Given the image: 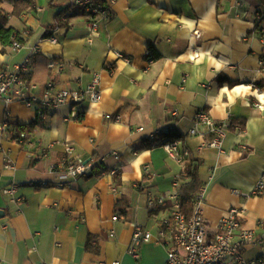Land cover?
Instances as JSON below:
<instances>
[{
	"label": "crops",
	"instance_id": "crops-1",
	"mask_svg": "<svg viewBox=\"0 0 264 264\" xmlns=\"http://www.w3.org/2000/svg\"><path fill=\"white\" fill-rule=\"evenodd\" d=\"M19 1L0 0V29L13 30L23 46L2 52L0 44V68L38 47L25 74L35 93L49 82L80 91L96 74L100 97L79 106L73 119L67 107L40 119L19 103H0V122L10 115L8 130L0 131V264H164L161 245L144 244L137 259L128 246L132 225L156 235L166 214L147 199L166 196L184 170L162 148L168 140L148 147L168 125L174 132L165 134L182 140L190 158L201 161L207 232L216 233L236 209L242 225L264 237V225L257 226L264 220V194L252 195L264 177V46L256 20L264 0H114L92 42L81 8L56 24L72 0H30L21 13ZM51 36L57 44L48 41ZM198 111L216 123L243 121L244 132L229 131L220 151L200 150L209 138L203 129L187 135ZM20 132L28 144L15 142ZM76 159L89 165L87 176L62 180L52 172ZM7 163L14 169H5ZM113 168L116 176L98 178ZM12 183L18 191L10 200L2 188ZM89 235L96 253L85 249ZM243 255L264 261V245Z\"/></svg>",
	"mask_w": 264,
	"mask_h": 264
},
{
	"label": "built area",
	"instance_id": "built-area-1",
	"mask_svg": "<svg viewBox=\"0 0 264 264\" xmlns=\"http://www.w3.org/2000/svg\"><path fill=\"white\" fill-rule=\"evenodd\" d=\"M114 0L103 2L101 0H72L71 7L65 11L56 22L66 23L67 15L72 8H81L84 10L89 29V42L97 38L98 26L102 21L110 19V7ZM257 29L260 34V42L264 46V12L256 16ZM194 36L199 37L195 32ZM13 41L11 50L20 51L23 46L18 42L17 37ZM51 44H57L56 37L51 36L48 40ZM39 53L38 47L30 49L26 58L21 62L14 64L12 67L4 66L0 68V103L6 107L16 102L26 108L33 110L37 118L44 119L48 114L62 107L71 110L70 119L76 117L77 108L82 104L96 103L100 97V79L99 75L93 74L91 81L85 89L80 91L58 90L53 82L45 85L41 94L35 93L36 87L27 82L25 74L33 60L34 56ZM148 57V56H147ZM150 58V57H148ZM152 62L151 59L148 60ZM52 67V66H51ZM261 71L264 72V53L260 60ZM257 109H261L259 103L255 104ZM172 117L175 119L178 112H173ZM9 113L2 122H0V131L6 132L9 128ZM107 120L110 116L105 117ZM65 121H69L66 119ZM230 123H216L206 112L198 111L192 122L188 136L195 137L203 129L204 135L211 136L203 142L200 150L214 149L221 150V143L229 132ZM236 133H240L239 127H235ZM174 128L168 125L166 128L157 131V134L173 133ZM243 133V132H242ZM19 145L28 144L29 136L25 132H20L15 139ZM162 148L167 152L169 157L180 164L184 170L177 177L171 186V190L166 196L148 197L147 205L150 208H159L165 213L157 224L156 235L146 231L140 225H132L133 234L128 246V254L137 259L140 248L147 243L154 242L161 245L166 252L164 264H264L261 259L246 260L244 250L264 245V237L257 235L255 232L247 230L241 223V213L236 209H231L226 216L219 222L216 233L209 234L205 228L202 206L205 198V188L202 187L192 202V213L187 216L181 212L178 189L182 182L188 180L187 166L189 163V151L184 147L182 140H171L162 143ZM67 152H71V146L64 144ZM241 150L245 147L241 146ZM115 160H119L116 154H113ZM5 169L13 170L12 164H5ZM52 172L60 179L82 178L89 174L90 167L83 160L76 159L73 162L65 163L61 166H53ZM117 168L109 169L99 173L98 178L113 177L118 174ZM143 172L147 175L150 173L149 166L143 167ZM184 180V181H183ZM18 191L17 184H9L2 188L3 196L12 200L15 199ZM264 194V177L256 185L252 195L261 196ZM117 221L118 217H113ZM257 226H263L264 220H259ZM113 237V234H110ZM118 264V263H115Z\"/></svg>",
	"mask_w": 264,
	"mask_h": 264
},
{
	"label": "trees",
	"instance_id": "trees-1",
	"mask_svg": "<svg viewBox=\"0 0 264 264\" xmlns=\"http://www.w3.org/2000/svg\"><path fill=\"white\" fill-rule=\"evenodd\" d=\"M22 4V5H21ZM21 5V8L19 9V13H21L23 10H26L29 6H31L30 0H20L17 3V6ZM5 20L4 18H2ZM16 36L19 43H21L20 39L16 35V33L11 29H0V44L3 48L2 52H5L6 49H9L12 47L13 41L11 40L12 37ZM230 127L229 131H235V127H239L241 132H244L245 129V123L243 121L238 120H231L229 121ZM21 129V127H19ZM22 131V130H21ZM177 137L173 136V134H158L155 136L153 141L150 142V146H160L162 143V140H175ZM211 139V136H209ZM201 161L189 157V163L187 166V173H188V180L181 183L178 192H179V200H180V206H181V212L187 216H189L192 213V202L198 191L204 187L203 184L200 181L199 176V167H200ZM255 196V195H253ZM96 241L95 237L88 236L86 247L85 249L88 252H98V248L93 245V243Z\"/></svg>",
	"mask_w": 264,
	"mask_h": 264
},
{
	"label": "water",
	"instance_id": "water-1",
	"mask_svg": "<svg viewBox=\"0 0 264 264\" xmlns=\"http://www.w3.org/2000/svg\"><path fill=\"white\" fill-rule=\"evenodd\" d=\"M1 213H2V212H0V216H1Z\"/></svg>",
	"mask_w": 264,
	"mask_h": 264
}]
</instances>
